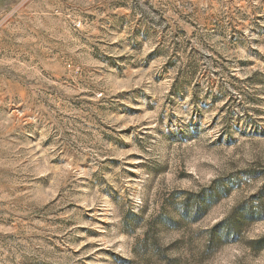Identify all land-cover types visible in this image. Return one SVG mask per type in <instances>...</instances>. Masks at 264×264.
I'll list each match as a JSON object with an SVG mask.
<instances>
[{
  "label": "rangeland",
  "instance_id": "rangeland-1",
  "mask_svg": "<svg viewBox=\"0 0 264 264\" xmlns=\"http://www.w3.org/2000/svg\"><path fill=\"white\" fill-rule=\"evenodd\" d=\"M0 264H264V0H0Z\"/></svg>",
  "mask_w": 264,
  "mask_h": 264
},
{
  "label": "trees",
  "instance_id": "trees-1",
  "mask_svg": "<svg viewBox=\"0 0 264 264\" xmlns=\"http://www.w3.org/2000/svg\"><path fill=\"white\" fill-rule=\"evenodd\" d=\"M209 198H213V195L210 193V195L208 196Z\"/></svg>",
  "mask_w": 264,
  "mask_h": 264
}]
</instances>
